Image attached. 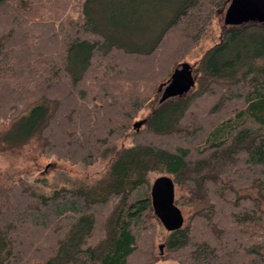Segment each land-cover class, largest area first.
I'll list each match as a JSON object with an SVG mask.
<instances>
[{
    "label": "trees",
    "instance_id": "1",
    "mask_svg": "<svg viewBox=\"0 0 264 264\" xmlns=\"http://www.w3.org/2000/svg\"><path fill=\"white\" fill-rule=\"evenodd\" d=\"M88 1L0 0V149L108 165L60 186L0 171V264H264V20L226 27L192 86L136 120L227 0H183L149 47L109 40Z\"/></svg>",
    "mask_w": 264,
    "mask_h": 264
},
{
    "label": "rangeland",
    "instance_id": "2",
    "mask_svg": "<svg viewBox=\"0 0 264 264\" xmlns=\"http://www.w3.org/2000/svg\"><path fill=\"white\" fill-rule=\"evenodd\" d=\"M183 0H89L85 15L90 17L94 26L101 30L109 40L124 43L128 46L146 47L152 44L163 25ZM253 20H264V0H227L217 8L207 27V35L199 47L193 48L185 55L177 70L187 65L188 71L197 77V61L203 51L210 47L219 34L230 26H239ZM128 42L130 44H128ZM176 70V72H177ZM175 72V73H176ZM174 73V74H175ZM159 86V93L149 107L140 112L136 120L149 115L163 96L165 87ZM107 162L99 161L91 166L71 163L54 156L43 155L34 145L19 149H0V171H8L26 176L29 181L46 179L52 186L70 184L74 180L88 182L98 179L106 170ZM47 192L46 188L43 189ZM168 231L162 226L158 229L154 244L156 250L163 247ZM156 264H180L167 259Z\"/></svg>",
    "mask_w": 264,
    "mask_h": 264
},
{
    "label": "water",
    "instance_id": "3",
    "mask_svg": "<svg viewBox=\"0 0 264 264\" xmlns=\"http://www.w3.org/2000/svg\"><path fill=\"white\" fill-rule=\"evenodd\" d=\"M194 83V77L183 65L177 70L171 81L165 87L163 96L166 94H182ZM174 185L167 177L157 178L152 186V202L156 214L167 229H175L181 225L182 215L180 210L173 204Z\"/></svg>",
    "mask_w": 264,
    "mask_h": 264
}]
</instances>
